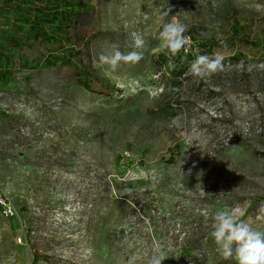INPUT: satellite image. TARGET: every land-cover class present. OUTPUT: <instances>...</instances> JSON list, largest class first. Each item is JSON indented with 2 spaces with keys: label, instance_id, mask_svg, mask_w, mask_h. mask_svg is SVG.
I'll list each match as a JSON object with an SVG mask.
<instances>
[{
  "label": "rangeland",
  "instance_id": "obj_1",
  "mask_svg": "<svg viewBox=\"0 0 264 264\" xmlns=\"http://www.w3.org/2000/svg\"><path fill=\"white\" fill-rule=\"evenodd\" d=\"M164 7L190 37L175 69ZM134 32L139 63L96 66ZM74 46L108 94L46 66ZM214 52L223 72L185 75ZM0 195V264H148L156 246L162 264H237L210 234L220 208L264 231V0H0Z\"/></svg>",
  "mask_w": 264,
  "mask_h": 264
},
{
  "label": "clouds",
  "instance_id": "obj_2",
  "mask_svg": "<svg viewBox=\"0 0 264 264\" xmlns=\"http://www.w3.org/2000/svg\"><path fill=\"white\" fill-rule=\"evenodd\" d=\"M171 11V7L166 10L164 7L160 12L162 23L158 38L161 49L168 57L167 67L175 69L174 58L182 50L187 51L186 46L190 43V37L185 35L188 31L187 25L178 21L175 15H171L170 21L163 22L164 18L170 16ZM144 19L147 20L149 17L146 15ZM131 35L130 51L122 52L114 47L110 53L101 52L96 66H107V70L115 72L121 64L139 63L144 58L145 40L138 33L134 32ZM223 61L224 56L219 52H214L212 55H197L190 63L185 75H191L200 80L210 79L225 70ZM213 221V231L210 235L224 260L234 258L237 264H264V231L254 229L250 223L240 219L236 211L228 208L217 209ZM167 257L159 246H156L148 264H162Z\"/></svg>",
  "mask_w": 264,
  "mask_h": 264
},
{
  "label": "trees",
  "instance_id": "obj_3",
  "mask_svg": "<svg viewBox=\"0 0 264 264\" xmlns=\"http://www.w3.org/2000/svg\"><path fill=\"white\" fill-rule=\"evenodd\" d=\"M60 25L58 30L63 34V41H68V38L75 35V29L72 28L71 24H59ZM51 25H49L50 27ZM50 29V28H49ZM80 54V49H76L75 46L73 48H66L63 47L61 49H54L49 52L46 66L48 67H55L58 65H63L65 70L75 76L77 83L82 85L83 87L93 91V92H100V93H109V88L101 84L99 79L94 76V70L91 69L87 64L83 63L81 57L74 58L76 53Z\"/></svg>",
  "mask_w": 264,
  "mask_h": 264
},
{
  "label": "built area",
  "instance_id": "obj_4",
  "mask_svg": "<svg viewBox=\"0 0 264 264\" xmlns=\"http://www.w3.org/2000/svg\"><path fill=\"white\" fill-rule=\"evenodd\" d=\"M0 207L7 216H12L14 214V207L8 196L0 195Z\"/></svg>",
  "mask_w": 264,
  "mask_h": 264
}]
</instances>
